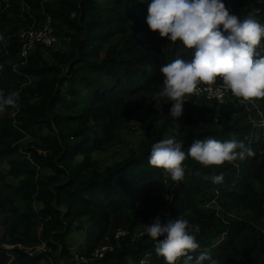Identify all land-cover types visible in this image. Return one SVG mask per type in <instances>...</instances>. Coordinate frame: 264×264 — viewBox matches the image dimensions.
<instances>
[{
  "label": "trees",
  "instance_id": "trees-1",
  "mask_svg": "<svg viewBox=\"0 0 264 264\" xmlns=\"http://www.w3.org/2000/svg\"><path fill=\"white\" fill-rule=\"evenodd\" d=\"M149 2L0 0V90L20 93L18 106L0 114V182L8 191L0 201L6 215L0 264H58L65 258L70 264H165L143 232V224L158 216L198 226L201 248L218 264H258L264 256V229L240 220L221 228L209 210L221 201L230 213L245 207L264 225V98L219 104L192 94L179 120L169 114L172 102L162 99L152 131L136 149L111 167L94 159L148 102L156 104L160 67L192 57L180 42L148 28ZM224 2L242 19L251 15L264 23V0ZM48 19L67 49L53 53V63L43 57L45 48L22 58L21 29L40 28ZM257 51L264 54V39ZM179 121L183 128L176 132ZM173 135L185 151L198 139L214 138L243 142L255 154L207 168L188 158L177 182L148 163L151 145ZM27 137L37 142L22 143ZM221 173L223 182L213 183ZM8 178L20 181L11 196ZM83 222L92 230L73 253L67 241L72 232H84ZM124 229L129 235L116 239ZM135 230L143 237H134ZM27 242L46 251L19 248ZM57 251L59 257L52 255Z\"/></svg>",
  "mask_w": 264,
  "mask_h": 264
},
{
  "label": "clouds",
  "instance_id": "clouds-1",
  "mask_svg": "<svg viewBox=\"0 0 264 264\" xmlns=\"http://www.w3.org/2000/svg\"><path fill=\"white\" fill-rule=\"evenodd\" d=\"M146 23L160 38L180 42L192 52L190 60L176 58L160 67L163 80L155 95L172 102L171 117L179 120L186 98L198 92V85L215 83L218 78L223 90L236 97L264 98V54L257 51L264 39V23L253 16L242 19L230 13L224 0H150ZM217 94H221L219 90ZM19 95L18 91L5 95L0 90V114L8 107H17ZM254 154L243 142L214 138L198 139L185 151L173 135L151 145L148 163L179 182L185 177L183 162L188 158L207 168L244 161ZM223 180V173L212 177L216 184ZM143 232L155 242L156 253L165 264H218L201 248L198 226L187 219L162 222L158 216L143 224Z\"/></svg>",
  "mask_w": 264,
  "mask_h": 264
},
{
  "label": "rangeland",
  "instance_id": "rangeland-1",
  "mask_svg": "<svg viewBox=\"0 0 264 264\" xmlns=\"http://www.w3.org/2000/svg\"><path fill=\"white\" fill-rule=\"evenodd\" d=\"M50 2H53V0H48ZM23 10V8H22ZM24 11V10H23ZM230 13L233 14V11H230ZM51 21V19H50ZM52 22V21H51ZM24 29L28 28H22L21 32ZM57 37V46L52 48H47L48 50H44L43 57L49 62L53 63L51 55L58 51H65L67 49V44L65 40L59 36ZM191 97L188 96L186 100H189ZM237 97L234 95H231L228 100H234ZM163 98H159L154 100L156 104L152 102H148L147 106L137 113L134 117H132L130 120H128L125 123L124 129L119 134V139L107 149L105 152L96 153L94 154V159L100 163L102 167H111L116 163L121 162L127 155L128 151L130 149H136L138 147L139 142L145 138V136L152 131L151 129V119L153 117L154 110H158L160 107V102ZM179 127H178V126ZM183 128L182 123L179 121L176 123V132H180V130ZM31 142H37L32 137H27L22 141L24 144H29ZM46 174H50V172H47ZM7 185L11 186V189L9 190V195L11 196L15 190V188L20 186V181L14 179V178H8V181L6 183ZM4 192H8L7 189H4L2 182H0V201L4 197ZM222 201L220 203L214 204L209 206L210 211H214L216 214V219L220 225L221 228H225L229 225V223L232 220H240L245 221L251 224L256 225L257 227L264 229V225H260L254 221L252 213L246 209L245 207L240 208L237 211H234L233 213H230L228 210L222 208L221 205ZM164 213L166 214L167 211L165 210ZM4 212L1 211L0 208V224L4 221ZM84 232H79L78 230L72 232L69 235L68 238V245L71 247L72 252L75 253V249L79 248L83 243H85L87 239V235L89 232H91L92 228L91 226L83 222ZM124 237L129 235V232L127 230H123ZM135 235L134 237L141 238L143 237L142 233L138 230L134 231ZM7 249H12L11 246H6ZM20 249H23L28 252H40V251H46L44 249V246H37L34 242L33 243H24L22 245H19ZM55 257H59L60 253L57 251L56 253H52ZM13 258V257H10ZM77 261H80V259H77ZM12 260H9L7 264H10ZM87 262H78V264H83ZM145 264V262H143ZM147 263V262H146ZM58 264H70V260L65 258L61 259ZM88 264H91L88 262ZM130 264H135L133 261H130ZM258 264H264V256L261 258V260L258 262Z\"/></svg>",
  "mask_w": 264,
  "mask_h": 264
},
{
  "label": "built area",
  "instance_id": "built-area-1",
  "mask_svg": "<svg viewBox=\"0 0 264 264\" xmlns=\"http://www.w3.org/2000/svg\"><path fill=\"white\" fill-rule=\"evenodd\" d=\"M21 43L23 44L21 49V56L24 59L30 57V55L36 51L38 47L42 48H52L57 46V37L52 26L50 19L47 21L43 28L37 29L31 27L23 30L19 34ZM198 92L194 93L197 98L205 99L209 102H217L223 104L226 100L232 95L229 91H225L222 88V84H200L198 85ZM220 91L221 94H217V91ZM124 237L123 230H119L116 234V239ZM107 248H104L102 251H98V257L102 258L104 252ZM142 264H144L142 262Z\"/></svg>",
  "mask_w": 264,
  "mask_h": 264
}]
</instances>
